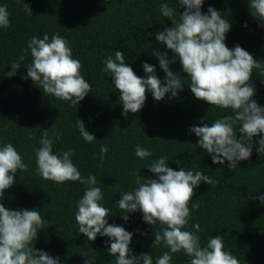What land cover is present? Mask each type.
Listing matches in <instances>:
<instances>
[{
	"label": "trees",
	"instance_id": "obj_1",
	"mask_svg": "<svg viewBox=\"0 0 264 264\" xmlns=\"http://www.w3.org/2000/svg\"><path fill=\"white\" fill-rule=\"evenodd\" d=\"M161 3L176 9L177 19L184 11L179 0H0L10 20L7 28H0V147L12 143L29 164L27 172L16 173L0 204L8 210L40 211L46 223L38 231L33 247L58 257L59 264H84L89 258L91 264H115V256L108 254V237L98 234L89 241L78 232L76 202L82 198L85 185L79 181L57 184L38 175L35 149L47 129L54 140L55 154L74 150L72 162L81 176H96V186L104 196L101 203L111 210L108 223L133 234L129 244L133 256L150 253L155 261L168 251L162 244H153L154 231L163 226L147 224L139 210L128 213L125 221L122 215L126 213L117 201L122 192L136 187L131 173L139 169L146 179H156L146 166L165 156L166 166L173 170L183 167L201 171L218 182L215 186L203 182L197 186L188 205L191 215L186 230L192 231V225L198 223L202 245L210 237L221 235L225 250H230L240 264H264V203L259 199L264 196V154L257 152L260 136L252 139L250 158L238 161L234 169H229L227 161L213 164L212 156L199 148V138L190 129L205 123L210 126L216 119L230 115L231 110L196 99L178 58L156 41L157 33L172 26L160 12ZM209 7L230 23L226 46H240L264 65V27L251 15L248 0H204L200 10L207 14ZM45 33L49 40L59 34L68 42L73 58L81 62V74L91 85V92L76 107L43 94L30 78H23L32 59L30 52H25L27 43L33 36L43 38ZM153 50L175 60L169 68L185 80L183 90L175 97L166 93L160 101L148 91L143 107L125 115L112 77L103 71L104 60L120 51L137 76L146 77L142 65L148 63L163 83L165 73ZM22 55L25 59L16 73L8 76L12 64ZM249 83L255 89L252 99L264 107V74L254 69ZM78 119L95 141L83 140L76 127ZM57 132L59 140L55 139ZM240 136L237 132L238 139ZM102 145L108 147L103 161ZM137 145L152 155L140 159L135 155ZM171 264H190V258L183 252L176 253Z\"/></svg>",
	"mask_w": 264,
	"mask_h": 264
},
{
	"label": "clouds",
	"instance_id": "obj_2",
	"mask_svg": "<svg viewBox=\"0 0 264 264\" xmlns=\"http://www.w3.org/2000/svg\"><path fill=\"white\" fill-rule=\"evenodd\" d=\"M203 3L204 0H179L184 11L178 19L176 9L169 7L168 3H161L160 12L171 20L172 26L157 33L155 39L178 58L182 71L187 74V85L196 99L231 110L230 115L216 119L210 126L205 123L202 127H192L190 132L199 138V148L212 156L213 164L227 161L229 169H234L238 161L250 158L252 139L257 135L260 136L257 152L264 154V107L252 99L255 89L249 83L254 69L264 74V65L242 47L229 49L226 46L224 41L230 30L228 19L212 7L207 9V14L202 13ZM248 6L251 15L264 27V0H248ZM25 10L31 14L26 4ZM9 24V12L5 6H0V28H7ZM25 52H30L32 59L27 66V76L23 78H30L43 90V94L76 107L91 92V85L81 74V62L73 58L68 42L59 34L52 35L51 40L47 33L43 38L33 36ZM153 55L165 73L163 83L155 75V67L148 63L142 65L146 77L137 76L120 51L114 53V58L109 56L104 60L103 71L110 73L125 115L137 113L143 107L148 91L156 101H160L166 93L175 97L178 91L183 90L185 80L169 68L175 60L166 59V53L156 50H153ZM24 59L22 55L12 64L8 76L16 73ZM76 127L85 142L95 141L94 135L79 119ZM237 132L241 134L239 139ZM55 139H60V133H55ZM39 145L35 149V163L42 179L57 184L79 181L85 185L82 198L76 202L78 232L89 241H94L98 234L108 237V254L115 256V264H171L173 254L180 252L190 258V264H240L230 250H225L223 236L210 237L202 245L197 234L202 231L198 223L192 225V231L186 230L191 215L188 205L197 186L201 182L212 186L218 183L203 172L183 167L173 170L166 166L167 157L161 156L146 166L156 179H146L139 169L131 173L136 187L122 192L117 203L119 209L126 213L122 215L125 221L128 213L139 210L144 222L163 226L154 231L153 244H162L168 251L153 261L150 253L133 256L129 248L133 234L122 226L108 223L111 210L101 203L104 196L102 189L96 186L97 178L94 174L81 176L72 162L74 150L55 154L54 140L47 129L42 132ZM107 152L108 147L102 145L101 161ZM135 155L143 160L152 153L137 145ZM176 163L180 164V161ZM28 169L29 164L24 162L12 143L0 147V198L13 185L16 173L27 172ZM259 199L264 203V196ZM45 223L38 210H8L0 204V264H59L58 257L53 258L33 247L38 231L45 228ZM91 261V258L86 259L84 264H91Z\"/></svg>",
	"mask_w": 264,
	"mask_h": 264
}]
</instances>
